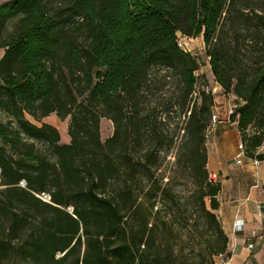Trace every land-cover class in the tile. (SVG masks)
<instances>
[{
  "label": "trees",
  "instance_id": "1",
  "mask_svg": "<svg viewBox=\"0 0 264 264\" xmlns=\"http://www.w3.org/2000/svg\"><path fill=\"white\" fill-rule=\"evenodd\" d=\"M178 32L202 37L213 81L242 101L230 119L245 152L260 158L264 0L0 2V264L225 253L205 137L217 92L198 84ZM50 113L68 118V142L42 121Z\"/></svg>",
  "mask_w": 264,
  "mask_h": 264
},
{
  "label": "crops",
  "instance_id": "2",
  "mask_svg": "<svg viewBox=\"0 0 264 264\" xmlns=\"http://www.w3.org/2000/svg\"><path fill=\"white\" fill-rule=\"evenodd\" d=\"M211 86L217 91L214 99L220 108L242 102L232 94H224L213 80ZM240 141L235 122L225 120L216 124L206 139L209 176L220 184L215 212L228 237L223 255L227 264H264V144L256 149L261 155L256 157L257 163L247 154L237 162ZM234 221L241 227L234 228Z\"/></svg>",
  "mask_w": 264,
  "mask_h": 264
},
{
  "label": "rangeland",
  "instance_id": "3",
  "mask_svg": "<svg viewBox=\"0 0 264 264\" xmlns=\"http://www.w3.org/2000/svg\"><path fill=\"white\" fill-rule=\"evenodd\" d=\"M6 0H0L3 2ZM177 39L179 45L190 51L196 58L199 63V68L197 70V74L199 75L198 84H202V77L207 80V87H210L213 80V75L210 71V66L208 62V57L204 50V44L201 36L190 37L184 35L180 32L177 33ZM0 54H2V49L0 48ZM216 95V94H215ZM0 119L5 120V116L0 113ZM42 121H46L54 125L60 134V141L67 142L69 140V136L67 133V124L68 118L60 119L55 113H50L49 115L42 118ZM112 132V123L110 120L106 118H102L100 120V135L101 138L109 136Z\"/></svg>",
  "mask_w": 264,
  "mask_h": 264
},
{
  "label": "built area",
  "instance_id": "4",
  "mask_svg": "<svg viewBox=\"0 0 264 264\" xmlns=\"http://www.w3.org/2000/svg\"><path fill=\"white\" fill-rule=\"evenodd\" d=\"M212 92L213 93H216L217 91L215 90V88L212 87ZM233 108H234V105H232V104H226L225 107H223V111L220 110L218 107L213 108V110L211 112V116H210V124H209V127L205 131V137H206V139L209 136V134L211 133V130L214 128V126L216 124H218L221 120H225V121H227L229 123L233 122L230 119V114H231ZM262 143L264 144V135H263ZM237 147L239 149V153L237 155V162H240V158L242 156H245L246 155V152H245L244 144H243L242 141H240L238 143ZM252 161L254 163H257L258 162V160H257L256 157H253L252 158ZM41 197L43 199H46V200L49 198V196L47 194H45V193H43L41 195ZM233 227L237 229V228L241 227V225L237 221H234ZM248 247H252V243H249L248 244ZM216 257L217 258H214L213 259V263L212 264H227V260H226V258L224 257L223 254L216 255Z\"/></svg>",
  "mask_w": 264,
  "mask_h": 264
},
{
  "label": "water",
  "instance_id": "5",
  "mask_svg": "<svg viewBox=\"0 0 264 264\" xmlns=\"http://www.w3.org/2000/svg\"><path fill=\"white\" fill-rule=\"evenodd\" d=\"M22 184H24V181H22Z\"/></svg>",
  "mask_w": 264,
  "mask_h": 264
}]
</instances>
